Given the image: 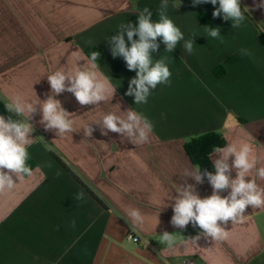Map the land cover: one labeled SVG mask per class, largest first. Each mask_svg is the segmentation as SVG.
Segmentation results:
<instances>
[{"label": "crops", "instance_id": "crops-1", "mask_svg": "<svg viewBox=\"0 0 264 264\" xmlns=\"http://www.w3.org/2000/svg\"><path fill=\"white\" fill-rule=\"evenodd\" d=\"M240 2L250 11L241 27L232 28L231 21L212 16L218 3L193 6L192 0H169L168 15L185 40L194 39V50L187 53L181 41L165 52L158 37L160 47L153 58L165 61L171 82L157 85L147 103L135 105L134 97L125 93L136 73L127 69L123 57L111 55L108 39L122 23H138L144 7L158 20L161 0H0L3 102L16 95L46 99L51 91L47 75L56 70L75 73L85 63L77 53L86 56L84 50L90 47L104 53L100 72L116 88L112 99L109 94L97 106H81L68 92L56 96L73 113L74 131L63 136L45 130L39 111L34 115L28 147L33 174L22 175L11 190L0 192V264H180L184 259L195 264H264V208L249 206L242 222L228 223L221 241L202 237L198 246L175 253L158 243L164 231L186 237L201 231L191 223L183 230L170 223L171 198L184 182V169L193 167L184 151L188 138L220 132L225 145L251 144L257 167L264 166V36L257 28L264 29V8L255 6L261 0ZM173 3L181 6L174 8ZM205 26L219 27L223 43L211 38ZM125 40L130 46L126 35ZM241 48L251 55L241 56ZM129 109L152 122L148 143L133 145L113 132L104 136L94 123L108 113L123 117ZM89 125L95 129L92 137L83 133ZM51 151L104 200L106 209ZM187 182L196 184L190 177ZM257 183L264 186V180L257 178ZM196 188L201 198L212 193L208 181ZM80 191L85 194L82 201L75 198ZM131 208L145 217L143 228L135 231L127 216ZM130 231L137 243L127 239Z\"/></svg>", "mask_w": 264, "mask_h": 264}, {"label": "clouds", "instance_id": "clouds-1", "mask_svg": "<svg viewBox=\"0 0 264 264\" xmlns=\"http://www.w3.org/2000/svg\"><path fill=\"white\" fill-rule=\"evenodd\" d=\"M192 3L193 6L203 3L215 6L218 3L219 7L215 8L212 16H222L224 21H231L232 28L241 27L246 19L245 13L250 11L247 6L241 7L240 0H192ZM180 6L181 3L172 5L174 8ZM255 6L264 8V0ZM168 7L169 0H161L159 19L156 21L152 18V11L144 7L137 15L138 23H122L117 34L108 39L111 55L114 58L123 57L127 69L136 73L135 77L130 79L125 93L134 97L135 105L147 103L151 91L156 89L157 85H167L171 82L172 73L165 61L162 58H153V53L160 47L158 37L162 38L165 52L171 53L181 41H184L183 48L187 53L191 54L194 50V39H184L183 32L169 17ZM205 28L211 38L223 43L219 27ZM125 35L130 46L126 43ZM137 36L138 39H134ZM239 51L241 56L251 55L247 48H241ZM77 56L79 61L83 60L85 63L78 66L75 73L56 70L47 75L51 91L46 94V99L36 97L34 101L25 100L19 95L5 99L4 110L8 115L0 114V192L11 190L16 184V179L22 175L33 174L27 162L28 147L33 142L32 133L35 131L31 121L37 111L41 114L39 123L45 130L63 136L74 131V121L71 118L73 113L64 109L56 96L64 92L71 93L81 106H97L108 101L109 94L111 99L113 98L116 88L112 87L109 78L100 72L97 63L101 52L93 51L89 56L78 52ZM124 112L126 115L123 117L114 113L105 114L102 120L94 123L100 126L104 136L113 132L120 134L122 140L126 138L133 145L148 143L154 128L152 122L134 109ZM91 125L83 129L84 136L92 137L95 129ZM209 160L214 171H208L207 168L202 170L198 164L184 169V182L178 186L176 195L171 198L174 203L170 205L173 210L170 223L173 227L183 230L191 223L201 231L192 237H186L181 232L164 231L158 241L163 245L164 251L175 253L182 247L198 246L202 237L221 241L227 237L228 223L242 222L249 206L264 208V186L257 183V178L264 180V166L257 167L258 160L251 144L244 142L238 146L230 141L225 146L213 147ZM189 177L196 184H203L206 178L212 188L211 195L201 198L196 184L187 182ZM223 192H227V195H222ZM84 196V192L80 191L75 198L82 201ZM168 206L166 204L163 207ZM127 216L132 221L130 226L133 231L143 228L145 217L139 209H129ZM74 224L73 221V226Z\"/></svg>", "mask_w": 264, "mask_h": 264}, {"label": "trees", "instance_id": "trees-1", "mask_svg": "<svg viewBox=\"0 0 264 264\" xmlns=\"http://www.w3.org/2000/svg\"><path fill=\"white\" fill-rule=\"evenodd\" d=\"M257 28L259 30V33L262 36H264V29H261L259 27ZM93 51L101 52V57L97 61V63L99 64L103 60V57H104V53L101 50L94 48V47H90L84 50V53L86 56H89L90 53ZM214 73H216V71H214ZM0 114L8 115L4 110V102L1 99H0ZM224 145H225V140L220 132H207V133L198 134V135L188 138L184 143V151L193 166L198 164L200 165L202 170L204 168H207L208 171H214L211 165V161L209 160V153L211 152L213 147H216V146L222 147ZM50 155L60 166H62L73 177V179L78 184H80L84 188V190L90 196L93 197V199L97 201L98 204H100L104 209H106V204L104 200L100 196L95 194V192H93L91 188L79 178L76 172L64 161V159L61 156H59L58 154L52 151L50 152ZM27 163L33 170L35 167V163L31 160L30 157ZM23 176H26V175H23ZM205 181H207L206 178H205Z\"/></svg>", "mask_w": 264, "mask_h": 264}, {"label": "built area", "instance_id": "built-area-1", "mask_svg": "<svg viewBox=\"0 0 264 264\" xmlns=\"http://www.w3.org/2000/svg\"><path fill=\"white\" fill-rule=\"evenodd\" d=\"M127 239L129 241H132L133 243H137L139 241L138 237L135 236L133 231L128 232ZM180 264H195L193 260L191 259H184L180 262Z\"/></svg>", "mask_w": 264, "mask_h": 264}, {"label": "rangeland", "instance_id": "rangeland-1", "mask_svg": "<svg viewBox=\"0 0 264 264\" xmlns=\"http://www.w3.org/2000/svg\"><path fill=\"white\" fill-rule=\"evenodd\" d=\"M65 161V160H64ZM66 162V161H65ZM67 163V162H66ZM128 246L130 247V248H132L134 245L133 244H128Z\"/></svg>", "mask_w": 264, "mask_h": 264}]
</instances>
